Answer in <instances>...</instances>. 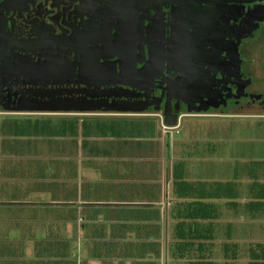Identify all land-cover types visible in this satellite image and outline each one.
<instances>
[{
  "label": "crops",
  "instance_id": "0c3cea01",
  "mask_svg": "<svg viewBox=\"0 0 264 264\" xmlns=\"http://www.w3.org/2000/svg\"><path fill=\"white\" fill-rule=\"evenodd\" d=\"M92 116L0 113V204L7 213L16 208L21 214L12 216L15 221L8 217L3 226L9 236L23 234L24 239L4 244L2 264H169L168 246L182 242L181 233L197 237L185 241L192 252L172 264H189L190 254L201 255L202 248L213 264H238L244 245L234 233L242 219L256 221L254 244L264 252V136L258 133L251 162L256 167L245 166L228 194L217 197L211 184L231 180L216 168L201 170L214 159L213 147L202 159L187 149L172 160L159 116ZM257 118L264 122V114ZM137 119L149 124L139 125ZM48 123L54 129L50 134L43 130ZM175 162L183 163L187 181L207 183L205 191L214 195L177 197ZM190 202L207 205L209 217L184 219ZM38 233L49 242L27 241ZM233 245L237 258L232 250L226 254Z\"/></svg>",
  "mask_w": 264,
  "mask_h": 264
},
{
  "label": "flooded vegetation",
  "instance_id": "af4514ba",
  "mask_svg": "<svg viewBox=\"0 0 264 264\" xmlns=\"http://www.w3.org/2000/svg\"><path fill=\"white\" fill-rule=\"evenodd\" d=\"M263 38L264 0H0V97L260 116L264 57L254 69L249 51Z\"/></svg>",
  "mask_w": 264,
  "mask_h": 264
},
{
  "label": "rangeland",
  "instance_id": "374dc122",
  "mask_svg": "<svg viewBox=\"0 0 264 264\" xmlns=\"http://www.w3.org/2000/svg\"><path fill=\"white\" fill-rule=\"evenodd\" d=\"M256 57H264V38L261 42H256L249 51L250 67L257 65V61H254ZM260 61L259 65L263 69V72H260V78H262L264 77V64H260ZM258 86H261L264 89V78L262 83ZM89 116L93 117L92 114H89ZM155 118H158L161 124H164L162 117L159 116ZM146 119L149 118L146 117ZM144 121L145 120L143 119H137L134 122L139 125L149 124V122L147 123V121ZM261 121L262 120L257 118L256 114L234 117L224 115H188L181 117L177 126L166 127L163 125L162 130L167 132L170 142V150L174 151L172 160L179 159L182 151L187 149L194 150L195 152L197 151L198 155L196 156V159H202L204 157H208L206 156L208 153L207 148L213 147L215 149V154L213 155L214 159H212V161H206L205 164L202 165L201 170L204 171V168L206 167V171H212V168H216L217 171H223L225 172V177L231 180V185L237 178H239L238 174L240 175L239 172L245 166L246 168H251L250 170L256 167V163L254 162L252 165L251 162L255 161L256 158L258 133L264 136V122L262 123ZM49 123L43 130H47L50 134V132L54 129L49 127L51 126ZM56 124L53 123L52 125ZM126 127L127 126H125V128ZM126 130H128V128H126ZM151 132H153V129H151ZM261 144L264 146V143ZM200 152L201 154L203 152L205 154L199 156ZM14 214L21 215L20 209L15 208L7 213V211H5V204H0V264L3 263L2 260L4 259L2 249L4 244L10 240L15 243L24 240L22 237L23 234L13 233L11 234V238V236H9L7 231L4 229L3 225L6 223L5 221L8 217L11 216L10 219H14L15 221L17 217L12 218ZM233 220L236 221V218H233ZM237 225L238 231L234 233V239L244 245L242 247L243 249H241L237 263L246 264L248 261L247 254L249 251L245 248L247 247L246 245L250 246L257 241V223L252 219H249L248 221H244L242 219L237 220ZM29 239H27V241L44 242V244L49 242L43 233L35 234L33 235V238L30 237ZM74 250L76 251L75 248ZM174 258L175 257L172 255L169 245L167 256L169 264H172Z\"/></svg>",
  "mask_w": 264,
  "mask_h": 264
},
{
  "label": "trees",
  "instance_id": "16d2710c",
  "mask_svg": "<svg viewBox=\"0 0 264 264\" xmlns=\"http://www.w3.org/2000/svg\"><path fill=\"white\" fill-rule=\"evenodd\" d=\"M183 163L182 162H175L173 165V185H174V194L179 197V198H208V196H212L213 194H208L205 190V187L208 186L207 183L205 182H199V183H193V182H189L185 179L184 174H182V169H183ZM252 179H255V176H252ZM234 183H232L230 185V183H213L211 184V186L213 188H216L217 193L216 196H222L224 194H220L221 192H229L228 188H230ZM211 187V188H212ZM201 191V192H200ZM203 203L201 202H190L187 203V209H186V213L183 215L184 219L189 218H195V216L199 215V217L202 218H208V213L207 210L208 208L204 207L207 205H202ZM194 210L198 211V213H193ZM193 211V212H192ZM200 212V213H199ZM197 236H193L185 234V233H181L178 234L177 238H181L182 242H170V249L172 251V255L176 258L182 257L185 258L186 257V251L188 250L189 252H192V250L190 249L191 243L189 242H185L187 241L189 238H196ZM185 239V240H184ZM184 240V241H183ZM229 246V245H228ZM232 250L233 253V257L237 258L238 257V251H237V247H235L233 245L232 249L229 247L226 249V254L230 253V251ZM199 251V250H198ZM205 252V250L202 248L200 250V254L201 255H197V254H190V263L189 264H213L212 262L207 260L206 255H204L203 253ZM249 258L250 261L248 264H264V252H262L261 254L258 253L257 251V245L256 244H251L249 246Z\"/></svg>",
  "mask_w": 264,
  "mask_h": 264
},
{
  "label": "water",
  "instance_id": "95a60500",
  "mask_svg": "<svg viewBox=\"0 0 264 264\" xmlns=\"http://www.w3.org/2000/svg\"><path fill=\"white\" fill-rule=\"evenodd\" d=\"M255 28L250 30V32L254 31ZM27 74V73H26ZM38 84V83H36ZM46 83L41 84V86H45ZM30 97L22 99L20 106L17 108H11L7 105L2 98L0 97V106L3 107L6 111H19L26 113H88L90 110H100L101 106L92 103L89 101L79 102L73 99L60 100V99H45L46 94L37 93H28ZM257 98L260 96L256 95ZM106 111L110 112H118V113H129L135 111H142L144 109H132V108H124L119 106H109L105 108ZM190 111H194L193 109ZM196 111H203L201 108ZM205 111V110H204ZM163 123L166 127H175L178 125V115L171 114L167 109L164 111L162 115Z\"/></svg>",
  "mask_w": 264,
  "mask_h": 264
},
{
  "label": "built area",
  "instance_id": "2783aa9c",
  "mask_svg": "<svg viewBox=\"0 0 264 264\" xmlns=\"http://www.w3.org/2000/svg\"><path fill=\"white\" fill-rule=\"evenodd\" d=\"M169 205V203H167Z\"/></svg>",
  "mask_w": 264,
  "mask_h": 264
}]
</instances>
